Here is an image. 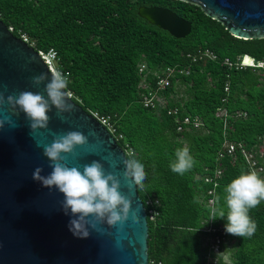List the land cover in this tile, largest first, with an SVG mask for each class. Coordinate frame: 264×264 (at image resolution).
I'll list each match as a JSON object with an SVG mask.
<instances>
[{
    "label": "trees",
    "instance_id": "obj_1",
    "mask_svg": "<svg viewBox=\"0 0 264 264\" xmlns=\"http://www.w3.org/2000/svg\"><path fill=\"white\" fill-rule=\"evenodd\" d=\"M141 6L173 11L191 23V33L173 38L139 18ZM0 20L37 50L55 51L60 68L70 74L66 91L72 100L86 112L110 116L126 156L134 152L144 164L145 189L138 195L144 206L158 202L145 206L150 264H214L216 258L215 264H224L210 250L216 237L221 252L230 249L231 264H264V202L249 213L257 224L250 239L226 234V220L210 221L208 212L209 200L223 196L241 171L251 172L241 149L264 168V68L224 63L247 55L264 64V39H236L199 7L177 0H0ZM205 51L215 59H194ZM166 69L188 74L158 90ZM149 94L163 97L165 107L145 108ZM173 109L177 114L168 115ZM183 147L196 164L180 176L169 162ZM151 209L157 213L153 220Z\"/></svg>",
    "mask_w": 264,
    "mask_h": 264
},
{
    "label": "water",
    "instance_id": "obj_2",
    "mask_svg": "<svg viewBox=\"0 0 264 264\" xmlns=\"http://www.w3.org/2000/svg\"><path fill=\"white\" fill-rule=\"evenodd\" d=\"M177 1L199 7L236 39H264V0ZM137 15L175 39H184L191 33V23L169 9L141 6ZM41 73L48 74V79L34 86L33 77ZM49 81L50 72L38 53L0 20V94L5 98L0 119L10 117L16 124L15 128L5 124L0 129V264H149L146 209L135 186L131 190L126 186V153L107 129L68 98L73 111L64 113L61 119L52 108L48 127L31 133L24 114L15 115L6 103L9 95L17 97L24 91L40 93L47 99L44 87ZM70 131L88 136V144L65 157L68 166L82 171L84 164L99 161L106 173L120 179V192L130 200L128 218L123 223L111 227L100 224V231L90 228L86 239L69 232L71 217L61 209L62 194L32 180L37 167L43 169L42 176L52 171L43 146L52 142L53 134ZM89 132L95 135L89 136ZM134 214L137 222H133Z\"/></svg>",
    "mask_w": 264,
    "mask_h": 264
},
{
    "label": "clouds",
    "instance_id": "obj_3",
    "mask_svg": "<svg viewBox=\"0 0 264 264\" xmlns=\"http://www.w3.org/2000/svg\"><path fill=\"white\" fill-rule=\"evenodd\" d=\"M69 75L58 69L51 72L50 81L44 87L47 99L44 95L31 91L20 92L17 97H7L6 103L13 109V113L18 116L22 112L29 121L31 133L48 127V113L52 108L57 110V116L61 119L64 113L73 111V105L67 103L71 93L65 91L69 85ZM46 79L48 74L41 73L33 77L32 84L39 86ZM4 103L5 98L0 94V106ZM5 124L16 127L10 117L0 119V129ZM53 135L52 142L43 146V155L50 162L52 171L47 176H42L43 169L37 167L32 173V180L39 182L44 188L54 187L62 194L64 199L61 209L65 216L71 217L68 222L69 232L74 237L86 239L90 228L100 231V224L106 223L111 227L123 223L128 218L130 200L120 192V179L112 173H106L103 164L97 160L84 164L82 171L80 167H69L65 162V157L74 154L77 147L88 144V136L79 131ZM88 135L94 136L95 133L89 132ZM123 163V179L127 182V188L131 190L134 185L136 192L144 190L147 178L144 164L135 157L134 152L127 153ZM195 164L189 148L183 147L174 151V159L170 160L169 168L172 173L183 176ZM261 202H264V179L255 171H241L224 187L223 196L214 197L213 206L208 210L209 220H226V234L250 239L257 231V224L249 213ZM132 219L137 222L135 214Z\"/></svg>",
    "mask_w": 264,
    "mask_h": 264
},
{
    "label": "built area",
    "instance_id": "obj_4",
    "mask_svg": "<svg viewBox=\"0 0 264 264\" xmlns=\"http://www.w3.org/2000/svg\"><path fill=\"white\" fill-rule=\"evenodd\" d=\"M8 30L12 33L11 28H8ZM20 39L23 42H25L26 44H28V46L32 47L38 53V55L40 56V58L42 59V61L46 65L50 74L54 69H58V70L62 71L63 73L68 74L67 72H64L60 68V66L58 64V56H57L55 51L49 50V51L44 52V51L37 50L34 46V43L31 42L29 40V38L26 37L25 35H21ZM203 57H206V58L212 59V60L215 59V56L208 51L201 53L197 58L195 57L194 59H201ZM246 60L248 61L247 63L245 62ZM224 63H225V65H227L229 67H234L235 69H239V70H243V69H247V68H251V69H263L264 68V64L262 62H255L253 58H251L247 55H244L242 57H238L235 62H231L228 59H225ZM144 69H145V66L141 65L139 68V71L141 72ZM164 74H165V77L160 78L159 81L157 82L158 90H163L166 87H168L170 84V80H169L170 78H173L176 76L187 75L188 71L166 69ZM224 90H225V92L228 91L227 85H226ZM69 98L72 99V94ZM165 104H166V101L164 100V98L160 97L158 94H149V96L144 97V100H143V105L145 108H151V109H155L158 107L164 108ZM87 113L89 115H91L103 127H105L107 129V131L109 132V134L111 136H113L117 142H118V140L122 139V135L116 133L117 132L116 128H115L110 116H101L96 112H87ZM167 114L168 115H171V114L176 115L177 109L168 110ZM222 114H223V112H220V115H222ZM183 123L185 125H188L190 123V121L188 118H185ZM192 125L194 128H198L200 124L197 120H195ZM181 130H183L182 127H179L178 131H181ZM234 150H235L234 145H230V144L227 145L226 152L228 155H232L234 153ZM241 152H242V155H243L250 171H255L261 179H264V176H262L264 168L255 159L254 155L252 153H247L242 149H241ZM125 153H126V151H125ZM224 154H225V152L220 153L219 158L223 157ZM206 181H208V180L206 179ZM211 203H212V201L209 200V204H211ZM157 204H158V202H156V201L154 203L151 201H147L145 203V206L146 205L147 206H153V205H157ZM146 213H147V211H146ZM148 214L150 215V220H153L154 217L157 215V213L154 209L149 210ZM210 231H213V230L212 229H206V232H210ZM221 242H222V239H220L219 237H216L213 240V242L211 243L210 250L213 252V254L215 256H219L221 254V250H220V243ZM217 262H218V259L216 258L214 261V264Z\"/></svg>",
    "mask_w": 264,
    "mask_h": 264
},
{
    "label": "rangeland",
    "instance_id": "obj_5",
    "mask_svg": "<svg viewBox=\"0 0 264 264\" xmlns=\"http://www.w3.org/2000/svg\"><path fill=\"white\" fill-rule=\"evenodd\" d=\"M177 88H179V85H177ZM181 92V89H180ZM230 249H225L221 252V254L218 257H221L223 259L224 264H231L230 258H229Z\"/></svg>",
    "mask_w": 264,
    "mask_h": 264
},
{
    "label": "snow or ice",
    "instance_id": "obj_6",
    "mask_svg": "<svg viewBox=\"0 0 264 264\" xmlns=\"http://www.w3.org/2000/svg\"><path fill=\"white\" fill-rule=\"evenodd\" d=\"M245 62L247 63L248 61L246 60Z\"/></svg>",
    "mask_w": 264,
    "mask_h": 264
}]
</instances>
